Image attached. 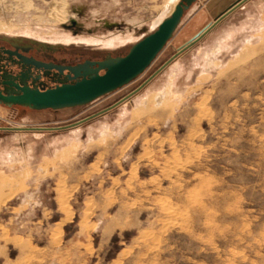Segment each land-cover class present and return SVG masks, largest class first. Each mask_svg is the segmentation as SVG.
<instances>
[{"label":"rangeland","instance_id":"1","mask_svg":"<svg viewBox=\"0 0 264 264\" xmlns=\"http://www.w3.org/2000/svg\"><path fill=\"white\" fill-rule=\"evenodd\" d=\"M109 1L20 0L5 8L14 15L31 4L22 30H131L135 41L163 7V0H119L106 13L116 24L82 23ZM234 1L193 2L142 74L88 104L34 110L0 103V127H62L18 134L0 128V156L21 147L9 169L0 167V264H264V0L244 1L179 53ZM52 2L71 9L77 24L48 20ZM137 13L143 21L135 27L127 18ZM9 35L0 32L31 55L70 65L123 56L134 43L51 44ZM176 65L183 67L181 94L158 107L149 100L151 112L134 114L141 107L135 99L159 93ZM68 137L71 144L53 150Z\"/></svg>","mask_w":264,"mask_h":264},{"label":"water","instance_id":"2","mask_svg":"<svg viewBox=\"0 0 264 264\" xmlns=\"http://www.w3.org/2000/svg\"><path fill=\"white\" fill-rule=\"evenodd\" d=\"M196 0H180L173 12L165 18L156 30L148 33L140 40L132 44L129 51L123 56H107L102 60L87 59L75 65H57L29 59L36 66L53 67L60 72L64 69L69 71V79L50 87L30 86L16 82L3 81V85L10 84V90H0V103L6 106H25L34 110L62 109L78 105L88 104L97 98L113 92L126 84L132 82L142 74L163 50L169 40L173 37L186 9ZM246 0H235L226 10L219 14L213 23L208 24L189 40L179 50L183 52L202 36L209 32L219 21L234 11ZM103 71V73H101ZM131 95L123 98L120 102ZM119 102V103H120ZM83 121V120H82ZM81 122V121H80ZM12 130L13 127H0ZM62 127L49 128H26L27 130L59 129Z\"/></svg>","mask_w":264,"mask_h":264},{"label":"bare ground","instance_id":"3","mask_svg":"<svg viewBox=\"0 0 264 264\" xmlns=\"http://www.w3.org/2000/svg\"><path fill=\"white\" fill-rule=\"evenodd\" d=\"M20 0H0V32H4V33H8L11 36L15 35V34H27L33 38H37L40 41L43 42H47V43H51V44H57V43H62V44H71V43H90V44H101L103 46H109V47H113L116 46L118 44L130 41L135 39V37L133 36V33L131 30H128L127 33H120V32H111L107 35H98V34H90V35H73L70 32H66V31H59V32H53L51 34H39L38 32L34 31L33 28H27V30H22V26H24L25 24L22 23L23 19L27 18V16H32L33 15V8L31 7V4H27L26 2L23 3V5L26 7V9L24 8L23 11H18L17 13H15L14 15L9 14L8 15V10L5 8L8 4V6H10V8H14V6H17V2H19ZM178 0H163V7L161 9V11H159V13H157L156 15H154L149 23V27H151L150 32L154 31L157 29V27L160 25V23L167 18L168 16H170V14L173 12L176 4H177ZM261 1V0H260ZM144 2V1H143ZM264 2V1H263ZM119 4V0H112L109 2H106L104 5H100L97 8H95V10H93V12H91V17L92 20L93 18H95L94 21H90L87 15V19H83L82 23L87 25V20L90 22V24L95 25V24H102V23H107V25H112L110 24L107 20L106 16L108 12H111V10H113L117 5ZM75 5V2L74 4ZM23 6V7H24ZM144 6V5H143ZM147 6V5H146ZM50 11L48 14V20H51L52 22H61V23H66V22H71L72 25L77 24V20L78 18L76 17L75 14H72L71 9H68L65 13L62 12V9L60 8V4H57L56 2H52L50 5ZM118 7V6H117ZM149 7V6H148ZM32 8V9H31ZM71 8V7H70ZM145 8V7H144ZM11 10V9H10ZM78 10V9H77ZM90 16V14H89ZM106 17V19H105ZM129 17V16H128ZM141 15L139 13L135 14L134 16H132L131 18H127L128 22L131 23L133 26H137V25H141L142 23V19H141ZM44 18V19H45ZM145 19V18H144ZM256 19V18H255ZM117 20H113V25L116 24ZM215 21V20H214ZM257 22V20H255ZM259 21V20H258ZM111 22V21H110ZM111 22V23H112ZM255 22V23H256ZM261 22V21H260ZM89 24V25H90ZM244 24V23H243ZM259 25V24H258ZM251 26V24H250ZM255 26V25H254ZM132 27V26H131ZM258 28V27H257ZM150 29V28H149ZM256 30V29H255ZM56 31V30H55ZM229 33H231V30H228ZM239 31V30H238ZM149 32V33H150ZM237 32V30H236ZM235 32V33H236ZM46 33V32H45ZM249 33V32H248ZM227 34V33H226ZM233 34V33H232ZM9 35V36H10ZM147 35V34H145ZM144 35V36H145ZM246 35V34H244ZM18 36V35H17ZM22 36V35H21ZM143 36V37H144ZM225 36V34H224ZM233 37V36H232ZM27 38V37H26ZM30 38V37H29ZM142 38V37H141ZM140 38V39H141ZM222 38V37H221ZM246 38V36H245ZM137 39L134 41L137 42ZM232 39V38H231ZM248 39V38H246ZM251 39V37H250ZM229 40V38H228ZM223 41V40H222ZM133 43V44H134ZM222 43V42H221ZM224 44V43H223ZM218 45V44H217ZM221 46V45H220ZM225 46V45H224ZM246 47V46H245ZM104 48V47H103ZM215 48V47H214ZM225 48V47H224ZM223 50V49H222ZM211 51V50H210ZM214 51V50H213ZM217 52V51H216ZM213 53V52H212ZM215 53V52H214ZM213 53V54H214ZM212 56V55H211ZM203 57V56H202ZM217 57V56H216ZM205 60V59H204ZM218 60V59H217ZM208 61V60H207ZM206 61V62H207ZM214 64V63H213ZM210 66V65H209ZM208 68V66H207ZM206 68V69H207ZM183 71V67L181 65H176L175 67L173 66L172 70H171V77L169 80H165L166 82L163 83L162 87L160 88V92L159 93H155L153 92V95H148L147 94V98L145 100H141V99H135V103L140 104L141 107L137 108L134 111V114H142V113H149L152 111V109H154V107H152L151 105H149V100H153V104H158V103H162L163 100L165 103H168L174 99V94L175 93H180V87L177 86V82H176V78L177 76ZM185 72V71H184ZM187 72V71H186ZM170 73V72H169ZM188 74V73H186ZM170 75V74H169ZM182 76V75H181ZM189 77V75H186L185 77ZM190 78V77H189ZM186 80V79H185ZM191 80V79H189ZM182 82V81H181ZM181 84V83H180ZM184 85V84H183ZM188 85V84H187ZM186 87V86H185ZM156 88V87H155ZM182 89H184V87H182ZM156 91V89H155ZM181 94V93H180ZM145 97V96H144ZM181 97V96H180ZM140 98V97H139ZM143 98V97H142ZM146 104V106L144 105ZM152 104V103H151ZM144 105V106H143ZM163 105V104H162ZM158 107V105H156ZM127 110H124L122 112V116H125L127 114ZM120 115V116H121ZM127 116V115H126ZM138 118V117H137ZM104 124V123H103ZM122 124V121L117 120V125L120 127ZM107 125V124H106ZM103 125L100 129V131H94V130H90L89 133V139H93L95 137L94 132L97 133H101L103 134L106 131V127H108V129L110 128V126H106ZM13 131H15L17 134L20 131H24L26 129V127L24 125H19V126H14ZM115 128V127H114ZM104 131H103V130ZM123 129V128H122ZM80 130V129H79ZM113 130V129H112ZM108 131V130H107ZM75 135V139H79V133L77 132ZM103 136V135H101ZM22 138V137H21ZM81 139V138H80ZM18 140V139H16ZM35 142V141H34ZM72 142V137H68L66 138L64 141H59V142H54L52 145V148L54 151H58L61 148H66L68 144H71ZM90 142V141H89ZM28 144V142H27ZM25 145V144H23ZM73 145V144H72ZM50 146V145H49ZM16 148H21L20 146H14V147H10L9 150H5L2 152V155L0 156V167H6L9 169V164L8 162L13 161L15 159H19V155L17 154V149ZM28 153H31L33 151V145L30 144L28 145V147L26 148ZM24 147V150H26ZM23 150V151H24ZM64 150V149H63ZM22 151V152H23ZM44 151V150H43ZM48 151V149H47ZM52 151V150H51ZM25 152V151H24ZM45 152V151H44ZM43 152V153H44ZM34 153V152H33ZM42 153V151H41ZM42 153V154H43ZM47 153V152H46ZM31 155V154H29ZM35 155V154H34ZM49 155V154H48ZM24 156V155H23ZM44 157V156H43ZM25 158V157H24Z\"/></svg>","mask_w":264,"mask_h":264},{"label":"flooded vegetation","instance_id":"4","mask_svg":"<svg viewBox=\"0 0 264 264\" xmlns=\"http://www.w3.org/2000/svg\"><path fill=\"white\" fill-rule=\"evenodd\" d=\"M31 49L24 48L21 45H16L10 40L0 38V90L6 92L14 88L10 84L3 85V81L16 82L21 85L28 84L30 86L39 85V87L55 86L58 83L74 80L69 79L67 76L69 71L64 69L62 72L59 70L45 66H36L29 59L36 61L51 63L57 65L67 66L70 64L57 63L55 61H47L40 59L30 54ZM103 73V71L101 72Z\"/></svg>","mask_w":264,"mask_h":264}]
</instances>
